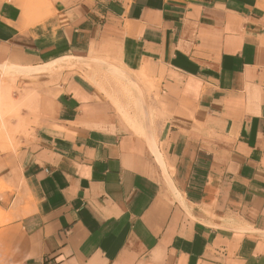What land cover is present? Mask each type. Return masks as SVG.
I'll use <instances>...</instances> for the list:
<instances>
[{
  "label": "crops",
  "instance_id": "crops-1",
  "mask_svg": "<svg viewBox=\"0 0 264 264\" xmlns=\"http://www.w3.org/2000/svg\"><path fill=\"white\" fill-rule=\"evenodd\" d=\"M49 1L26 27L0 0L10 102L33 97L0 150V264H264V0ZM89 52L150 79L155 152L81 75L34 70Z\"/></svg>",
  "mask_w": 264,
  "mask_h": 264
},
{
  "label": "rangeland",
  "instance_id": "rangeland-1",
  "mask_svg": "<svg viewBox=\"0 0 264 264\" xmlns=\"http://www.w3.org/2000/svg\"><path fill=\"white\" fill-rule=\"evenodd\" d=\"M20 1H21L22 6H26L28 9L27 25H25L26 27L33 25L34 22H36V20L39 21L44 16H46L47 14L50 13V11H49L50 1L49 0H20ZM40 17H41V19H40ZM92 55H94L93 56L94 59L107 62L109 64V66H111V67L112 66H116V67L118 66V68L120 67L119 69L121 72L130 73L129 75L134 79V82L136 84V85H134V89L136 91L134 89H129L128 86L126 85L125 81H122L119 78H117L116 76L112 75V73L110 71V67H107L108 69H106V67H103L104 68L103 69V68H100L99 66H96V64L94 63L95 68L93 67L91 69H86V72L84 71L85 69L81 70V71L66 70V72H68L69 74L76 73V74L81 75L82 77L84 76L83 78L85 80L87 79L88 82L90 81V83L94 86V88L97 91H99L103 96H105V98L107 100H109L113 106H114L115 102L120 101L125 108H128L129 112L133 113L135 116H137L139 118H142L146 122V124L148 126H150V128H152V130L154 131L155 121L157 120L158 116H156L157 113L152 108V104H151V100H150V93H151L153 87L151 86V81L148 78V76L146 74H144V72H143V75H142V73H138V72H133V71L128 72L126 69L122 68V66H119V61L114 59V58L98 56L95 54H92ZM63 56H64V54L50 58L43 65H40V66L34 68V70H36L35 72H49L52 77H55V78L59 77L61 75V73L66 68H64V67L52 68V67H54L55 66L54 64H56L58 61H59V63H61V62L63 63L64 62ZM90 56H91V54L88 55L87 58ZM0 66L5 68V70L7 72L5 75L10 74L9 76H11V78L14 79V81H16L19 76L24 75L25 73H28V72L24 71L23 69L17 68L15 66H5V65H0ZM102 69H103V71H102ZM96 71H98V73ZM109 71H110V73H109ZM84 74L85 75L87 74L88 77L85 76ZM2 78H3L2 73H0V81L2 80ZM94 80H96V81H94ZM10 82L11 81L8 82V88L7 89L10 90V95H13V93H17L20 89L17 88V86L15 85V82H11L12 84H10ZM100 87H102V89H104L106 92L111 93L113 95V97L112 98L107 97L103 92L104 90H101ZM21 91L22 90H20V92ZM27 95L28 94H26V97H25V103L24 102L23 103L21 102L19 104L16 102L8 103L4 98L2 99L3 101L2 100L0 101V104L3 102L0 105V106H2V107H0V116H2V113H3L2 119L4 120V124L7 121H11L12 117L16 116L17 112L21 108L24 107L26 110H29L27 101H30L28 99L31 96H29V95L27 96ZM115 99H117V101ZM1 108L3 110H1ZM12 109H14V110H12ZM11 110H12V112H10ZM9 113H12V115ZM2 119L0 117V133L2 130H4L1 127L5 126L3 124ZM15 132L16 131L14 129V133ZM12 140H13V138H12ZM9 143L10 144L8 146H11L10 149L11 148L13 149V147H15L14 144L13 143L11 144V142H9Z\"/></svg>",
  "mask_w": 264,
  "mask_h": 264
},
{
  "label": "bare ground",
  "instance_id": "bare-ground-1",
  "mask_svg": "<svg viewBox=\"0 0 264 264\" xmlns=\"http://www.w3.org/2000/svg\"><path fill=\"white\" fill-rule=\"evenodd\" d=\"M22 10V16H21V20L22 22L24 23V26L27 25V13H28V9L26 6H22L21 8ZM41 19V17H40ZM91 51V50H90ZM91 54L90 57H86V58H74V57H71L70 55H64L63 58H64V62L62 63H59V61L54 64L55 66L52 67V68H56V67H64L66 68L65 70H74V71H81V70H84L86 72V69H91V68H95V65L94 63L96 64V66H99L100 68H103V67H106V69H108L107 67H110V71L112 73V75L116 76L117 78H119L120 80L122 81H125L126 82V85L128 86L129 89H134V85L135 82H134V79L129 75L130 73H125V72H121L120 71V67L118 68V66H109V64L107 62H104V61H99V60H96L94 59V55H92V52H89ZM89 54V55H90ZM119 66H122V64L119 63ZM123 68V67H122ZM104 69V68H103ZM102 69V71H103ZM97 70V69H96ZM109 71V73H110ZM129 72V70H127ZM135 71V70H134ZM98 73V71H96ZM108 72V71H107ZM136 72V71H135ZM0 73H2V80L0 81V101L4 98L8 103H10L11 101V96L10 95V90H8V82L11 81V82H15L14 79L11 78V76L9 75H5L7 72L5 70L4 67L0 66ZM140 73H142L143 75V72L140 71ZM135 74V73H134ZM138 74V73H137ZM85 75V74H84ZM87 76V74L85 75ZM137 76V75H136ZM82 77V76H81ZM84 77V76H83ZM88 77V76H87ZM138 78V77H137ZM141 79V78H140ZM87 80V79H86ZM88 81V80H87ZM96 81V80H94ZM10 82V84H12ZM90 82V81H89ZM98 83V82H97ZM125 85V86H126ZM106 88V87H105ZM99 89V88H98ZM101 90H104L102 89V87H100ZM135 90V89H134ZM133 90V91H134ZM136 91V90H135ZM34 92V91H33ZM104 94L109 97V98H112L113 95L111 93H108L106 92L105 90L103 91ZM26 93V92H25ZM30 93L29 91H27V94ZM127 93V92H126ZM34 94V93H33ZM123 94V93H122ZM23 96L25 97L26 95H24L23 93ZM28 96V95H27ZM34 96V95H33ZM32 97V96H31ZM33 98V97H32ZM31 100V99H29ZM117 101V99H115ZM3 101V100H2ZM32 101V100H31ZM113 101V100H112ZM3 103V102H2ZM1 103V104H2ZM0 104V105H1ZM114 106L115 108L117 109V111H119L122 115V117L124 118V120L128 123V125L130 126V128L139 136H141L142 138H144L146 140V142L148 143L149 147L152 149V151L155 152V145H154V134H153V130L152 128H150V126H148L146 124V122L142 119V118H139L137 116H135L133 113L129 112L128 111V108H125L122 103L120 101L118 102H115L114 103ZM2 107V106H0ZM1 110H3L1 108ZM14 110V109H12ZM12 110L10 112H12ZM143 110V109H142ZM15 112V111H14ZM12 115V113H9ZM8 115V114H7ZM10 115V116H11ZM14 115V114H13ZM2 116H3V113H2ZM2 116L1 119L3 118ZM3 120V119H2ZM2 122V121H1ZM3 124H4V120H3ZM21 124V123H20ZM5 126L4 127H1L3 128L4 130L1 131L0 133V150H4V149H7V147H11V146H8L11 142H13L12 138L14 137V129L10 128L9 127V122H6L4 124ZM2 126V125H1ZM18 127V126H17ZM20 127V126H19ZM22 127V126H21ZM24 127V126H23ZM23 130V129H22ZM28 130V129H27ZM12 149V148H11ZM178 194V193H177ZM20 195V194H18ZM22 195V194H21ZM19 197V196H18ZM21 198V196L19 197ZM18 198V199H19ZM23 198V197H22ZM175 198H177L180 203L184 205V200L182 197H179L178 195H175ZM187 204V203H186ZM187 207V210L190 211V206H186ZM213 215V214H212ZM216 215V214H215ZM211 217V216H210ZM214 217V216H213ZM228 217V216H227ZM215 218V217H214ZM231 218V216H230ZM209 219V218H208ZM8 220V214H5L1 209H0V225L4 224L6 221ZM210 222V221H209ZM212 224V222H210ZM214 224V223H213ZM216 224V223H215ZM220 224V223H219ZM240 224V223H239ZM221 226V225H220ZM224 226V225H222ZM240 226V225H239ZM245 229V228H244Z\"/></svg>",
  "mask_w": 264,
  "mask_h": 264
}]
</instances>
